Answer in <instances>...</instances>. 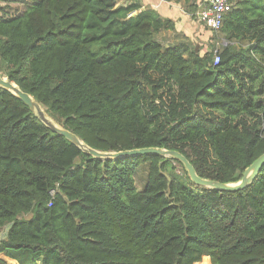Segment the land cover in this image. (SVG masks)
<instances>
[{
	"label": "trees",
	"instance_id": "trees-1",
	"mask_svg": "<svg viewBox=\"0 0 264 264\" xmlns=\"http://www.w3.org/2000/svg\"><path fill=\"white\" fill-rule=\"evenodd\" d=\"M23 1L20 14L0 6V74L91 147L178 150L221 182L264 153V0H235L215 31L227 41L217 64L141 0ZM6 226L0 264H264V166L233 192L158 154L100 160L0 87Z\"/></svg>",
	"mask_w": 264,
	"mask_h": 264
},
{
	"label": "water",
	"instance_id": "water-1",
	"mask_svg": "<svg viewBox=\"0 0 264 264\" xmlns=\"http://www.w3.org/2000/svg\"><path fill=\"white\" fill-rule=\"evenodd\" d=\"M0 87L7 89L21 99L38 118L46 124L54 132L63 135L70 142L78 146L84 153L98 158L100 160H112L117 158H126L132 156H139L144 154H158L167 158H173L180 161L187 170L191 180L198 186L209 187L216 190L223 191H240L244 190L254 178L258 175L264 166V153L256 159L244 172L243 177L238 182H221L218 180L201 177L191 161L182 152L174 149H167L163 147H142L119 151H104L91 147L83 139H81L72 130L64 127L52 118L45 107L38 102L34 96L20 88V86L10 80L8 77L0 74ZM8 230V229H7Z\"/></svg>",
	"mask_w": 264,
	"mask_h": 264
},
{
	"label": "rangeland",
	"instance_id": "rangeland-1",
	"mask_svg": "<svg viewBox=\"0 0 264 264\" xmlns=\"http://www.w3.org/2000/svg\"><path fill=\"white\" fill-rule=\"evenodd\" d=\"M170 1H174L175 3L177 2V0H170ZM30 3L31 1H23V0H0V6L4 7L6 11L11 14H20L28 7ZM180 12H182L181 8H180ZM178 16L179 15L176 16L177 22L179 23L178 31L189 36L193 42L195 49H197L202 55L212 52L216 48L220 49L222 45L227 42L226 39L223 38L224 34L219 35V38L217 39L215 37L216 32L208 29L198 19L197 12L193 14H188L187 18L182 17V15L181 17ZM160 39L167 44L169 43V41L175 40L176 37L172 31H164L163 33H161ZM149 166H150L149 163L142 164L138 168L135 174L136 185L138 189H143L147 183ZM178 171L180 172V167L178 168ZM7 229L8 226L4 227L1 230L0 239L6 234ZM7 261L8 264H17L15 260L7 259Z\"/></svg>",
	"mask_w": 264,
	"mask_h": 264
},
{
	"label": "built area",
	"instance_id": "built-area-1",
	"mask_svg": "<svg viewBox=\"0 0 264 264\" xmlns=\"http://www.w3.org/2000/svg\"><path fill=\"white\" fill-rule=\"evenodd\" d=\"M196 11L198 19L210 30L218 31L225 22L226 15L234 8L235 0H202ZM220 60L219 49L214 50V62Z\"/></svg>",
	"mask_w": 264,
	"mask_h": 264
},
{
	"label": "crops",
	"instance_id": "crops-1",
	"mask_svg": "<svg viewBox=\"0 0 264 264\" xmlns=\"http://www.w3.org/2000/svg\"><path fill=\"white\" fill-rule=\"evenodd\" d=\"M134 0H119L120 3H128V2H133ZM144 5H150L153 8H155L160 14L163 16L172 18L176 22V28L179 30V23L177 22L176 16L179 15L178 17H186L188 16L187 13L184 12L182 8V2H174L170 0H141ZM201 0H198V3ZM180 8L181 11L180 12ZM183 13V14H181Z\"/></svg>",
	"mask_w": 264,
	"mask_h": 264
}]
</instances>
